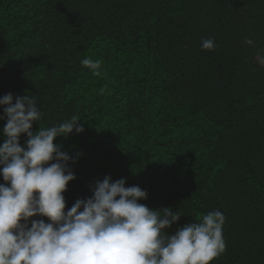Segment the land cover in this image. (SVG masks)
Returning <instances> with one entry per match:
<instances>
[{
	"label": "trees",
	"instance_id": "1",
	"mask_svg": "<svg viewBox=\"0 0 264 264\" xmlns=\"http://www.w3.org/2000/svg\"><path fill=\"white\" fill-rule=\"evenodd\" d=\"M261 49L264 0H0V98L34 96V132L73 116L85 129L54 141L76 175L65 211L105 176L179 211L168 235L219 210L226 251L211 264H264Z\"/></svg>",
	"mask_w": 264,
	"mask_h": 264
},
{
	"label": "clouds",
	"instance_id": "2",
	"mask_svg": "<svg viewBox=\"0 0 264 264\" xmlns=\"http://www.w3.org/2000/svg\"><path fill=\"white\" fill-rule=\"evenodd\" d=\"M244 43L254 46L252 39ZM201 46L214 50L216 44L205 39ZM256 58L264 64L260 53ZM81 64L102 75L100 60L85 58ZM0 106L7 121L0 145V175L7 182L0 183V264H211L226 251L222 212H209L168 235L165 229L181 219L180 212L140 203L147 191L126 187L124 178L97 180L92 196L65 211L64 193L76 175L69 167L73 157L54 141L83 133L80 119L34 132L43 116L34 96L8 93ZM35 216L49 222L31 219Z\"/></svg>",
	"mask_w": 264,
	"mask_h": 264
}]
</instances>
